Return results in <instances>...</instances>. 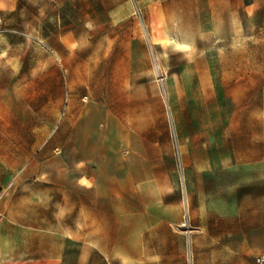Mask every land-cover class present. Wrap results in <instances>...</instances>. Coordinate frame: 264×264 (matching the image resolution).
<instances>
[{
  "label": "rangeland",
  "instance_id": "rangeland-1",
  "mask_svg": "<svg viewBox=\"0 0 264 264\" xmlns=\"http://www.w3.org/2000/svg\"><path fill=\"white\" fill-rule=\"evenodd\" d=\"M131 131L134 150L113 149ZM147 157L140 182L120 175ZM0 180L1 234L37 244L40 229L60 264H254L264 0L0 4Z\"/></svg>",
  "mask_w": 264,
  "mask_h": 264
},
{
  "label": "crops",
  "instance_id": "crops-1",
  "mask_svg": "<svg viewBox=\"0 0 264 264\" xmlns=\"http://www.w3.org/2000/svg\"><path fill=\"white\" fill-rule=\"evenodd\" d=\"M0 4L3 5L6 8H9L10 6L13 5V0H0ZM70 119V118H68ZM101 121L106 127V132L111 131V126L116 124L118 126H123L122 132L123 135H125V122L122 119V116L120 117V114L117 112H114L113 109H111L109 106L103 105V112L101 115ZM83 122L88 124V122L93 126L95 122V117L92 114H88L83 117ZM129 133V139L126 140L125 138L121 139L120 141L117 140V142L112 144L113 149H116L120 144H123V147L127 149L125 153H129V151H133L134 148L138 145H135L137 141L142 140V133L141 132H128ZM141 138V139H140ZM144 138V137H143ZM73 145L69 148V153L73 156L76 155L77 152H80L82 160H86L87 158V153L85 151L86 149V139L84 138L83 144L80 146L77 144L78 142L82 141L79 137L74 138L73 140ZM97 142V141H96ZM133 142L134 145L131 143ZM149 146L150 149L153 150V153L157 154V151L161 148L159 145V142L156 139H149ZM95 144V142H94ZM98 144V145H97ZM95 146H98V149H101L102 147H107L105 146L104 142L101 144L96 143ZM109 148L111 146H108ZM127 166L124 164V167L121 171H119L121 176L123 178L126 177L127 172L132 178L134 183L140 182V178H136L135 175L139 173V168L137 165H143V164H151V160L149 157L144 158L143 160H131L127 159ZM71 162V161H68ZM40 167L46 169V166L41 164L37 165L38 173ZM36 174L34 171L29 170L28 174ZM87 179V178H86ZM32 182H30L31 184ZM70 185L68 188L75 189L78 186V180L74 182H69ZM104 183V182H102ZM3 182L0 180V187L3 186ZM83 185V184H80ZM261 200L264 202V193L261 195ZM6 215H8V210L7 208L4 210L2 202L0 201V221L2 218ZM256 229L259 230L257 232V235L253 236L252 238L249 239L248 244L250 247V250L252 252H255L256 254L259 253L261 250H264V218L261 220V224L255 226ZM2 230L0 229V264H60L54 257L49 256L47 257L45 253L47 252V247H46V242L43 237H45V234L41 232L40 229L37 230V234L34 236H37V244H35L33 241L27 244H15L12 239L10 238V235L7 234L8 231H6V234L3 235L1 234ZM30 232V231H29ZM31 233V232H30ZM4 238V242L3 239ZM49 252H56L55 249L49 248ZM255 254V255H256ZM255 264V263H254Z\"/></svg>",
  "mask_w": 264,
  "mask_h": 264
},
{
  "label": "built area",
  "instance_id": "built-area-1",
  "mask_svg": "<svg viewBox=\"0 0 264 264\" xmlns=\"http://www.w3.org/2000/svg\"><path fill=\"white\" fill-rule=\"evenodd\" d=\"M254 263L255 264H264V250H261L254 256Z\"/></svg>",
  "mask_w": 264,
  "mask_h": 264
},
{
  "label": "bare ground",
  "instance_id": "bare-ground-1",
  "mask_svg": "<svg viewBox=\"0 0 264 264\" xmlns=\"http://www.w3.org/2000/svg\"><path fill=\"white\" fill-rule=\"evenodd\" d=\"M180 43V42H179ZM181 44V43H180ZM183 44V43H182ZM185 45V44H184ZM187 46V45H186Z\"/></svg>",
  "mask_w": 264,
  "mask_h": 264
}]
</instances>
